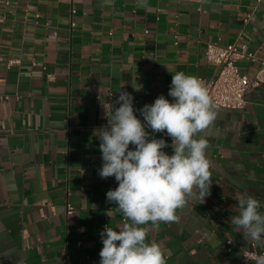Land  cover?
I'll return each instance as SVG.
<instances>
[{
  "label": "crops",
  "instance_id": "1",
  "mask_svg": "<svg viewBox=\"0 0 264 264\" xmlns=\"http://www.w3.org/2000/svg\"><path fill=\"white\" fill-rule=\"evenodd\" d=\"M1 14L0 54L20 64L0 62V264H100L104 224L130 223L108 216L115 204L106 193L118 182L98 174L106 109L127 92L143 122L145 104L172 100L176 72L212 79L208 43H246L257 61L237 66L254 79L264 61V0H10ZM153 135L172 155L171 137ZM204 136L209 195L178 210L176 222L146 225L148 240L167 264H255L240 261L242 252L264 248L230 217L242 194L264 213V79L242 109H218Z\"/></svg>",
  "mask_w": 264,
  "mask_h": 264
},
{
  "label": "clouds",
  "instance_id": "2",
  "mask_svg": "<svg viewBox=\"0 0 264 264\" xmlns=\"http://www.w3.org/2000/svg\"><path fill=\"white\" fill-rule=\"evenodd\" d=\"M112 3L105 0L108 6ZM168 95L171 101L160 95L139 109L143 122L127 92H119L110 109L105 108L107 124L98 137L103 164L98 174L118 182L106 193L107 202L115 204V213L111 208L108 216L120 214L130 223L119 230L106 226L101 232L100 264H167L162 246L149 242L146 225L176 222L178 210L192 200L204 201L210 193V144L204 132L215 121L218 106L204 81L183 71L172 75ZM164 132L171 137L172 155L164 151L168 143L153 135ZM235 207L238 214L230 217V224L254 246L264 248L259 201L242 194ZM250 258L264 264V255Z\"/></svg>",
  "mask_w": 264,
  "mask_h": 264
},
{
  "label": "built area",
  "instance_id": "3",
  "mask_svg": "<svg viewBox=\"0 0 264 264\" xmlns=\"http://www.w3.org/2000/svg\"><path fill=\"white\" fill-rule=\"evenodd\" d=\"M10 5V0H3L0 3V23L3 22L2 12ZM74 13V10H72ZM250 15L246 17L247 22ZM70 26H74L71 22ZM205 59L215 67V75L210 80H203L209 89V92L218 106V109L239 110L242 109L247 96L252 89L264 79V61H260L261 68L256 73L254 79H249L246 75L240 73L237 63L242 60L251 62L257 61L254 54L248 51L247 44L242 41H236L228 45H218L208 43L204 51ZM5 62L7 68L19 65L20 60L14 58H4L0 54V62ZM109 96H113L111 93ZM66 214L73 212V207L67 204ZM107 225L104 224V228ZM228 245L231 241H226ZM264 255V252L256 250H245L241 254L240 261H255L250 257L252 255ZM245 257H249L246 259Z\"/></svg>",
  "mask_w": 264,
  "mask_h": 264
}]
</instances>
